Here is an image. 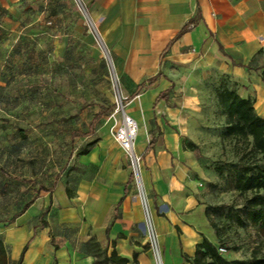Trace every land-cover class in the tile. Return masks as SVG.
Masks as SVG:
<instances>
[{"label": "rangeland", "instance_id": "rangeland-1", "mask_svg": "<svg viewBox=\"0 0 264 264\" xmlns=\"http://www.w3.org/2000/svg\"><path fill=\"white\" fill-rule=\"evenodd\" d=\"M190 83L194 93L178 97L179 111L158 115L160 128L154 116L145 120L140 113L135 152L142 157L149 144L145 136L166 134L164 147L170 149V163L187 171L180 189L203 206L204 216L199 219L203 223L193 225L201 242L210 240L229 264L252 257L264 259V229L249 217L248 200L256 192L242 193L237 186L247 169L264 165V157L255 150L252 138L227 133V116L218 98L221 91L236 89L239 83L211 74ZM156 90L152 88L144 99L152 98ZM119 92L128 98L127 110L132 104L139 107L123 91L78 0H15L8 8L0 5V220L22 208L17 203L6 205L7 192L11 202L21 191L18 187L30 182L36 184L37 192L43 187L51 191L57 183L66 189L65 194L78 195L80 153L92 139L96 144L99 135L114 139L109 118ZM108 109L111 112L98 123L92 139H70L73 131H87L92 119ZM125 154L133 171L131 158ZM143 162L141 158L140 176ZM171 171L176 176V169ZM132 190L143 206L145 231L142 238L132 241L140 252L129 264H158L153 236L162 264H169L167 245L181 243L182 232H174L167 224L160 231L156 212L136 177ZM196 246L190 253L181 251L177 261L192 264ZM107 250L97 242L96 264H108ZM7 260L9 264V254Z\"/></svg>", "mask_w": 264, "mask_h": 264}, {"label": "crops", "instance_id": "crops-1", "mask_svg": "<svg viewBox=\"0 0 264 264\" xmlns=\"http://www.w3.org/2000/svg\"><path fill=\"white\" fill-rule=\"evenodd\" d=\"M12 1L15 0H0V5L8 8ZM83 3L125 94L132 97L140 85L147 86L132 98V103L138 102L139 107L132 104L127 110L137 123L142 113L145 120L154 116L156 128H160L158 115L179 111L178 97L194 93L190 82L209 74L239 83L231 90L250 99L256 113L264 118V0H83ZM152 78L155 81L148 86ZM154 87H157L155 96L144 99ZM163 92L167 96L156 103ZM109 122L113 125L110 119ZM166 136H156L154 147L147 152V144L141 153L144 158L141 179L160 231L167 224L174 232L177 229L182 232L181 243L167 245L171 248L167 256L169 264H181L177 261L181 251L190 253L201 243L193 225L203 223L199 219L204 213L203 206L180 189L187 171L170 163V149L164 147ZM145 137L150 143L153 134ZM170 139L177 142L176 138ZM95 140L96 144L93 139L88 143L89 153L80 158L77 196L70 198L57 183L53 190L45 192H37L34 182L27 183V187H18L21 191L11 202L7 192L6 205L17 203L23 207L34 200L15 226L0 223L9 264L18 263L27 245L22 264H95L97 242L108 249L107 256L116 251L130 260L140 252L132 241L142 238L145 231L144 210L132 190L133 171L125 151L110 136L99 135ZM78 200L80 205L75 203ZM191 205L193 211L189 212Z\"/></svg>", "mask_w": 264, "mask_h": 264}, {"label": "trees", "instance_id": "trees-1", "mask_svg": "<svg viewBox=\"0 0 264 264\" xmlns=\"http://www.w3.org/2000/svg\"><path fill=\"white\" fill-rule=\"evenodd\" d=\"M155 78L150 79L148 86H151L154 83ZM145 89H147V86L143 83L139 86L136 94L131 98H133L137 94L144 92ZM166 96V92L161 93L157 98L156 103L164 99ZM218 98L221 106L223 107L224 113L227 116V133L229 135L252 138L255 150L262 154L264 157V118L256 113L253 102L250 99L241 97L236 91L230 89H224L223 91H221L218 95ZM110 112L111 109H108L102 113H98L92 119L87 131H73L70 135V139L72 141H75L78 138L87 139L92 137L96 133L98 123L104 116L108 115ZM156 136L157 135L153 133V139L149 143L147 152L154 147ZM88 153L89 150L85 149L80 153V155L82 156ZM134 181L135 174L134 172H132L130 176V182L132 183ZM54 186H56V183ZM237 186L242 193H248L251 191L256 192L255 195L248 200L249 217L257 227L264 229V165L247 169L244 174L240 175ZM40 190V192L45 191V188L43 187ZM67 195L72 198L70 192L67 193ZM33 202L34 200L31 199L8 221H0V223L6 222L9 224H14L17 219L30 208ZM27 248L28 245L24 248L21 258L17 264H22L23 257ZM8 254V247L5 244L2 236L0 235V264H8ZM106 260L108 264L130 263V260L128 258L119 255L116 251H113L110 256H107ZM191 263L229 264L219 253V249L207 238L203 239V241L196 246L195 256L191 260ZM231 264H264V259L252 257L251 259L235 261Z\"/></svg>", "mask_w": 264, "mask_h": 264}, {"label": "built area", "instance_id": "built-area-1", "mask_svg": "<svg viewBox=\"0 0 264 264\" xmlns=\"http://www.w3.org/2000/svg\"><path fill=\"white\" fill-rule=\"evenodd\" d=\"M78 3L84 9L92 25L93 30L97 35L95 27L92 21L90 20L86 7L83 3V0H78ZM127 100L128 98L125 97L123 93L119 92L117 94V99H116L117 107L113 111L109 119L113 122L112 133H113L114 139L122 147V149L130 156L132 165H133V171H134L135 177L137 178L138 184L140 186V184L142 185V182H141L139 167H140V162H141L142 157L140 158L135 152L136 139L138 137L139 126H138L137 121L127 113V106H128ZM142 196H143V204H144L147 216H149L150 218L149 208H148L146 198L144 194ZM153 238L155 241L154 251L157 256L158 264H162V261L159 256V248L156 242V237L153 236Z\"/></svg>", "mask_w": 264, "mask_h": 264}, {"label": "water", "instance_id": "water-1", "mask_svg": "<svg viewBox=\"0 0 264 264\" xmlns=\"http://www.w3.org/2000/svg\"><path fill=\"white\" fill-rule=\"evenodd\" d=\"M139 187H140V190H141V192H142V185L140 184V186H139Z\"/></svg>", "mask_w": 264, "mask_h": 264}, {"label": "bare ground", "instance_id": "bare-ground-1", "mask_svg": "<svg viewBox=\"0 0 264 264\" xmlns=\"http://www.w3.org/2000/svg\"><path fill=\"white\" fill-rule=\"evenodd\" d=\"M158 259H159V257H158Z\"/></svg>", "mask_w": 264, "mask_h": 264}]
</instances>
